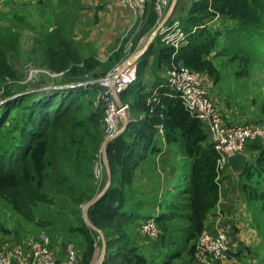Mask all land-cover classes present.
<instances>
[{"label": "trees", "instance_id": "16d2710c", "mask_svg": "<svg viewBox=\"0 0 264 264\" xmlns=\"http://www.w3.org/2000/svg\"><path fill=\"white\" fill-rule=\"evenodd\" d=\"M218 4L219 0H214L212 6L215 8ZM263 5L264 0H252L250 7L258 6L259 11ZM208 7L205 0H196L190 6L186 19L179 21L183 34H188L186 47L176 52L172 45L175 40L165 43L156 35L151 46L141 55L137 62L136 82L120 96L123 102L131 105V113L133 110H145L148 113L146 98L141 99L143 81L140 74H143L149 62L155 71L169 67L172 60L179 59L188 67L199 69L203 65V59L208 55V47L216 43V37L208 34L205 27H201L202 16L205 17ZM233 18L240 22L241 32L232 34L233 41H247L243 34V30H246L244 28L257 27L258 22L263 20L261 14L250 15L249 19L253 20L251 23L242 20L237 14ZM172 22L169 19L163 26ZM157 23L159 22L152 5L146 4L136 39L150 33ZM61 26L55 27L58 31L43 37V62L48 63L53 71H63L64 75L68 74L67 69L71 72V65L76 66L72 71H77L82 76H88L97 69H107L92 57L78 58L77 50L71 46L73 42L66 40ZM258 35L264 38V33ZM249 42L253 44L251 39ZM8 50L11 51L10 48L0 45L1 82H7L12 75L5 57ZM84 89L88 87L66 88L57 93L50 90L42 93L31 92L2 102L0 139L7 135V141L0 142V198H4L11 208L27 221L33 219V207L38 203L59 205L60 212L71 213L77 227L69 226L67 233L78 231L85 240L79 264H91L100 239L96 240L94 233L81 217V210L82 205L97 193L96 184L93 183L92 166L100 159V152L92 155L90 150H87L88 139H85L84 130H88L85 121L87 119L93 126L92 131L95 130L96 142L102 144L104 139L100 135L103 132V113L102 116L99 113L91 114L86 119L81 116ZM159 92L157 102H153L156 109L152 111V116L141 121L132 117L125 130L108 142L105 148L111 183L106 193L88 208L86 214L87 220L104 234L105 256L102 264H147V258L131 243L129 228L130 221L134 220L131 219V213L123 208L124 193L131 183L132 171L142 151L149 147L152 126L161 119H164V126L169 129L171 140L178 143L186 159V168H183L177 177V185L181 182V186L173 196V203L168 206L166 213L153 217L160 229L161 242L169 231H175V227L170 229L175 220H184L188 224V235L187 240L185 238L182 242L183 245L186 242L190 244L202 229L205 215L217 200V185L213 179L217 156L212 144L208 140V143L205 141L207 138L199 122L188 116L175 94L165 86L160 88ZM5 94L10 96L9 89ZM11 114L14 117L10 120ZM261 155L264 156V151H261ZM250 170V166L245 165L241 174L245 177L249 175ZM103 171L105 179V168ZM254 196V192H251V198L254 199ZM115 225L121 229L114 228ZM39 230L46 235L57 233L56 229L47 226ZM173 245L175 248L178 246ZM179 255V252H174L164 264H171V259Z\"/></svg>", "mask_w": 264, "mask_h": 264}, {"label": "rangeland", "instance_id": "374dc122", "mask_svg": "<svg viewBox=\"0 0 264 264\" xmlns=\"http://www.w3.org/2000/svg\"><path fill=\"white\" fill-rule=\"evenodd\" d=\"M205 1L208 3L209 7L204 14L205 17L202 16L201 27H205L208 34L216 37V43L208 47V55L204 57L202 62L203 65H201L199 69L191 66V68L186 65L184 66L195 71L202 77L206 90L209 92L210 99L218 108L225 122L235 121L230 123L231 125L264 122V38L258 35L264 33V5L263 8L261 7L258 11V6L250 7L252 0H219V6L215 8L212 6L214 0ZM171 2L172 0L169 2L165 14L168 12ZM186 2L192 3V0H186ZM148 3L149 0L146 4ZM83 10L86 9L84 5H81L80 0H58L52 5L48 4L46 1H39L36 4L29 3L21 4L18 7H10V11H5V9H3L4 17L0 21V45H4L11 49V51L8 50L5 57L12 75L9 76L7 82L0 81V105L5 99H14L17 96L31 92L42 93L50 90L57 93L62 89L77 87L76 85L80 84L86 88L88 87V89H84V94L82 96L83 109L81 116H83L84 119L94 113H99L102 116L103 111L98 100V94L95 92V83L109 71L121 67V65L130 60L133 55L141 52L146 46L149 37L161 24L165 15L145 37L143 41L144 45L137 46L139 39H136V35L142 24L139 16L136 19L133 17L131 18L129 22L131 25L130 27H127V25L123 27L114 23L111 25L102 19L100 17L103 12L102 7L96 8L95 17H91L89 21H81L80 13ZM88 12L89 10L86 11V16ZM235 14L249 23L253 21L249 19L250 15H262L263 20L258 22L257 27L255 26L251 29L244 28L247 30H243L245 32L243 34L247 37V41L243 39L232 40L233 33H241L239 30L240 22L233 18ZM57 26L63 27L61 32H63V34L65 33L64 37L67 41L73 42L71 46L77 50L78 58L83 59L92 57L101 62L103 67L107 69L105 71L104 69H97L88 76H82L77 71H72L75 69V65L69 67L71 69L70 73L68 69L66 70L68 73L67 75H64L63 71H53L48 63L43 62L45 56L43 57L44 54H42L41 43L45 35L58 31V29H55ZM78 26L85 28L81 31L79 30L78 33L76 30ZM241 27L243 28L242 25ZM194 29H196V27ZM109 34L110 43L107 44L104 42V39L107 38ZM185 34L188 44V34ZM156 35H159V31ZM249 39L253 41V44L249 42ZM102 47H104V51L109 53L108 59L102 60L99 58ZM140 57L131 60V62L135 61L137 64ZM163 71V69H160L158 73L161 78ZM49 74L60 75L58 77H53ZM141 74L142 81L144 80L143 87L144 85L146 87L144 72L142 75ZM79 75L81 76L79 77ZM136 80L133 83H135ZM84 83L88 84L84 85ZM7 89H9V97L5 94ZM152 92L153 90L147 96V104L149 101L153 103V98L151 96ZM141 99H144L143 96ZM13 117L14 115L11 114L10 120ZM85 121L89 130H84L85 139H88L87 150H90L92 155H97L100 152L101 159L103 157L102 147L104 142H102V144L101 142H96L97 136L94 135L95 130L92 131L93 126L91 122L87 119ZM123 125L124 124H122V126ZM122 126H120V131ZM100 136H102L104 141L106 140L105 136H103V132ZM6 141L7 135L1 137L0 142L4 143ZM205 141L207 142V139H205ZM261 151H264V142L261 141L248 144L244 150V154H246L245 156L247 157L246 165L250 166L251 170L249 175L243 177L244 179L242 178L240 193L242 195V203L244 206L247 205V208H251L250 210L252 213L251 222L246 220V232L253 237L256 236L255 239L257 238L255 243L251 242L250 245L248 244V249L250 248L248 252L240 256V260L241 262L244 260V264L250 262L249 259L243 258L250 257L254 253V247L256 248L254 254V259L256 260L255 264H264V156L261 155ZM178 165V169L180 170L183 166L185 167L186 163L183 164V162L180 161ZM214 172L215 176L213 179L216 184V179L220 180V173L216 172L215 163ZM180 174L181 172L179 171L177 176ZM105 176V179L103 177L100 183H95L93 180V183L96 184L97 193L92 199L97 197L105 188L107 183L106 173ZM251 192L255 194L254 199L251 198ZM88 202L82 205L81 214L83 212V207ZM58 206L59 205L54 206L38 203L36 207H33V219L27 221L18 215L4 198H0V248L6 245H17L18 243H22L31 236L41 234L39 229L47 226L51 229H56L57 233H52L51 235L47 233L44 239L49 242L51 248L56 252L57 259L63 261V245L68 238L71 237L72 243L75 244L76 249L77 245L79 246L78 248H80L82 240H85L78 231L67 233L69 230L68 227L72 226L76 228L77 223L74 222V217L71 213H68V211H65L67 213L64 211L60 212ZM81 217L83 218L82 215ZM134 223L136 222L130 221V224ZM187 226L188 224L186 221L177 222L175 220L170 228L172 229L175 227V231H169L170 233L167 234L166 240H164L169 248L171 247L170 245L178 244L176 248H170L172 253H180L175 259H171V262L173 260L174 262L177 260L184 262L186 259V264L194 263V242L192 241L190 244L186 242L184 245L182 242L185 238L187 240ZM115 227L116 229H121L120 227L118 228L117 225H115L114 228ZM95 229L96 230H91L96 240L100 239V244L96 245L99 254L98 256L93 255L96 259L95 261H91V264L99 263L102 242H105L103 231L96 227ZM158 230L160 231V229ZM173 232L176 233L173 234ZM159 237L160 236L157 238L146 236L140 231L138 235L140 243L144 245L152 244L153 246L156 244V241L159 240ZM81 248L83 249V247ZM82 251L83 250L78 252L79 258L81 257ZM163 255L160 253L152 259L149 257L147 264H164L166 258ZM172 255L173 254H170V256ZM170 256L167 257V261L170 260ZM179 263L180 262L177 264Z\"/></svg>", "mask_w": 264, "mask_h": 264}, {"label": "built area", "instance_id": "2783aa9c", "mask_svg": "<svg viewBox=\"0 0 264 264\" xmlns=\"http://www.w3.org/2000/svg\"><path fill=\"white\" fill-rule=\"evenodd\" d=\"M116 1L138 16L145 10L148 0ZM5 2L6 0H0V21L4 17ZM169 2L170 0H149L157 16V22H160L164 17ZM159 36L165 43L175 40L172 44L175 48L186 41V36L181 31L180 23L177 20L165 27L162 26ZM136 70L137 64L132 61L123 72H120V67H117L95 84V92L98 94L103 111V133L106 139L115 138L120 132V126L128 120L130 105L123 102L120 96L136 80ZM163 70L162 82L164 86L175 94L188 116L199 122L204 135L212 144L217 156L215 161L217 173H221L229 167L230 156L244 154L248 144L256 141L264 142V122L231 125L222 119L198 73L190 70L183 63L173 60L170 66ZM49 75L58 77L60 74ZM157 99L158 96H155L152 101L157 102ZM104 168L103 157L94 162L92 177L95 183L102 181ZM219 182L220 180L216 179V185ZM140 232L154 238L160 234L153 217L145 219L141 223ZM44 236L43 233L37 234L17 245L1 247L0 264H59L53 249ZM193 242L195 245L193 264H208L210 261L220 262L227 259L229 246L226 233L203 226ZM63 254L64 258L61 264H79V254L71 237L63 245ZM98 254V248H95L94 255L98 256Z\"/></svg>", "mask_w": 264, "mask_h": 264}, {"label": "crops", "instance_id": "0c3cea01", "mask_svg": "<svg viewBox=\"0 0 264 264\" xmlns=\"http://www.w3.org/2000/svg\"><path fill=\"white\" fill-rule=\"evenodd\" d=\"M39 1H46L48 4L52 5L58 0H6L4 9L5 11H10V7H18L21 4L29 3L36 4ZM173 1L174 0H172V2ZM195 1L196 0H192V3H187L186 0H177L171 20L182 21L183 19H186L190 10V6ZM80 2L81 5H84L86 9L80 13L81 21H89L91 17H95V10L97 7H102L103 12L100 17L111 25L114 23L118 26L124 27L127 25V27H130L131 25L129 22L131 18L133 17L136 19L138 16L141 18V22L143 21L144 11L143 14L141 13L138 14V16H135L132 11L122 6L116 0H80ZM88 10L89 12L86 16L85 14ZM84 28L85 27L78 26L76 30L79 33V30L81 31ZM148 34L149 33L145 34L139 39L137 46L143 44V41ZM109 41L110 34L104 39V42L107 44L110 43ZM186 46L187 43L184 41L183 44L176 48V52ZM101 50L102 51L99 53V58L102 60H105L106 58L108 59L109 53L104 51V47H102ZM175 62L184 63L182 59H179ZM164 68L165 67H162L161 70ZM158 73L159 70L156 72L149 62L148 66L144 70L146 87L144 85L142 90V96L143 98H147L146 101L148 100V94L152 90L153 92L151 93V96L153 98L158 96L159 89L164 87L162 84V78ZM146 106H149L148 113H146L145 110H133L132 113L130 111L127 124L132 120V117H135L141 121L146 117L152 116V111L156 109L154 107V103L149 101ZM233 122L235 121H227L226 123L230 124ZM168 130L169 129L164 126V119H161L160 122L152 126L151 132L149 134L150 139L148 140L149 147L146 148L147 150L142 151V155L138 159V162L132 171L131 183L125 188L124 193L123 208L126 212L131 213V219L136 222L134 224H130L129 228V234L132 241L131 243L135 248L138 249L140 254L147 258V263L149 257L152 259L155 256H158L160 253L162 255L164 253L163 256L166 258L165 262L167 261V257L170 256V254H174L172 251H170V248H173L174 245H170L171 247L169 248L168 245L165 244L163 238L161 242V238L159 237V240L156 241L154 246L152 244L144 245L139 242L138 238L140 226L144 219L166 213L168 211V206L173 203L172 200L175 192L181 186V182L180 185H177V181L179 180L177 178V174L185 167L183 166V168L179 170L178 163L181 161L184 164L186 163V159L178 143L171 140ZM219 177L220 182L217 185V200L215 201L213 207L205 215L202 226L212 227L226 233V235L229 237V251L226 260L220 262L210 261L208 264H244V260L241 262L240 256H243L248 252L250 249H248V246L251 244V242L255 243L257 241V238L255 239L256 236L253 237L246 232V220L251 222L252 213L250 210L251 208H247V205L244 206L242 203L240 188L242 178L244 176L241 173L232 171L228 167L220 173ZM81 243V247H83L85 242L82 240ZM78 247L79 246L77 245V252H81L83 249ZM255 249L256 248L254 247V253L250 257L243 258L249 259L250 262L248 264L256 263V260L254 259ZM54 253L56 255L55 251ZM61 262L62 261L58 260L59 264H61ZM178 262H180L179 264H186V259L184 262L180 260L174 262L173 260L171 264H177Z\"/></svg>", "mask_w": 264, "mask_h": 264}, {"label": "water", "instance_id": "95a60500", "mask_svg": "<svg viewBox=\"0 0 264 264\" xmlns=\"http://www.w3.org/2000/svg\"><path fill=\"white\" fill-rule=\"evenodd\" d=\"M177 3V0H174L171 4V7L170 9L168 10V12L165 14V17L163 18L161 24L155 29V31L152 33V35L150 36V39L148 40L146 46L143 48V50L141 52H139L138 54L136 55H133L131 57L130 60L124 62L121 67H120V72H123L126 67L131 63V60H134V59H137L138 57H140L142 54H144L146 52V50L151 46L152 42L154 41V38L156 36V33L158 31H160V29L162 28V26L169 20L171 19L172 17V14H173V11H174V8H175V5ZM88 83H84V85H86ZM96 84V83H95ZM77 87H80V86H83V85H80V84H77L76 85ZM127 126V122H125L123 128L121 129V131L119 132V134H121L125 128ZM113 138H107L105 141H104V144H103V147H102V155H103V159H104V164H105V169H106V174H107V183H106V186L105 188L103 189V191L97 196L95 197L94 199H92L90 202H88L84 207H83V212H82V216L83 218H85V222L87 224V226L91 229H95V227L86 219L87 217V210L88 208L94 204L95 202H97L107 191V189L109 188L110 186V183H111V173L109 171V168H108V164H107V161H106V156H105V148H106V145L108 142H110ZM247 163V157L244 155V154H236V155H232L229 157L228 159V166L229 168L236 172V173H241L243 168L245 167ZM104 255H105V245H104V241H103V248L101 249V254H100V261L98 264H102L103 262V259H104ZM96 257H93L92 261H95Z\"/></svg>", "mask_w": 264, "mask_h": 264}]
</instances>
